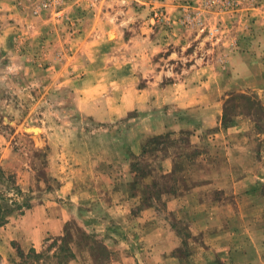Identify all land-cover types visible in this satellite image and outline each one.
<instances>
[{
	"label": "rangeland",
	"instance_id": "rangeland-1",
	"mask_svg": "<svg viewBox=\"0 0 264 264\" xmlns=\"http://www.w3.org/2000/svg\"><path fill=\"white\" fill-rule=\"evenodd\" d=\"M109 1L0 0V264H264V0H124L208 36L223 82L153 96L145 43L126 93L152 94L121 108L68 71Z\"/></svg>",
	"mask_w": 264,
	"mask_h": 264
},
{
	"label": "crops",
	"instance_id": "crops-1",
	"mask_svg": "<svg viewBox=\"0 0 264 264\" xmlns=\"http://www.w3.org/2000/svg\"><path fill=\"white\" fill-rule=\"evenodd\" d=\"M170 1L174 0H167L165 4L173 12L178 4ZM120 3L126 5L128 1L121 0ZM109 5L113 7L110 8ZM125 5H116V0H111L105 9L92 10L87 16V27L81 34L83 47L76 48L68 62L70 63L68 71L76 70L77 74L82 76L81 80L93 82L92 90L85 96L91 99L113 98L115 99L112 103L113 107L121 108L126 105L134 106L140 99L152 94L150 89L142 90V93L136 92L130 100L126 93L128 84L125 82L132 76L139 78L141 72H144V66L150 63V57L145 54V43L152 46L153 64L163 66V70L157 69L155 81L158 83H155L160 84L170 79L169 77H174L173 83L168 86L153 89V96L162 91L170 96V93L176 91L174 96L181 101L180 105L190 106L195 103L190 100L193 90L197 91L192 87H196L198 82L203 85L210 83L216 85L219 95L222 87L218 88V86L223 82V73L219 71L218 65L220 54L215 51L217 49L219 52L221 47L205 45L208 36L201 35L200 31L196 33L185 29L168 30L163 26H146L144 23L147 21H140L139 18L145 16L147 10L132 9L130 3L127 7ZM133 17L138 19L136 26L132 24ZM129 29L130 31L134 29V33ZM232 35H234L233 30ZM162 52L165 54L160 58L161 62L156 59L154 61V57ZM74 61L76 63L73 64ZM164 62L168 68L165 67ZM176 63H184L187 66L186 70L177 73L173 68ZM119 81L121 84L116 85L115 83ZM193 95L197 99V94ZM117 97L119 98L116 99ZM99 111L93 109L94 113Z\"/></svg>",
	"mask_w": 264,
	"mask_h": 264
},
{
	"label": "trees",
	"instance_id": "trees-1",
	"mask_svg": "<svg viewBox=\"0 0 264 264\" xmlns=\"http://www.w3.org/2000/svg\"><path fill=\"white\" fill-rule=\"evenodd\" d=\"M11 210L9 209V208H7V207H5V205L1 202V200H0V217H1V220L4 222V217H6L5 216V214L6 213H8V212H10ZM32 253H34L35 254V250H32V252H29V254H27L26 256H25V254H23L22 256H25L26 258L28 257H33V255H32ZM36 255V257L38 258L40 255H39V253L37 254H35ZM28 263V260L26 259V260H24V261H20V262H18V263H16V264H27Z\"/></svg>",
	"mask_w": 264,
	"mask_h": 264
}]
</instances>
